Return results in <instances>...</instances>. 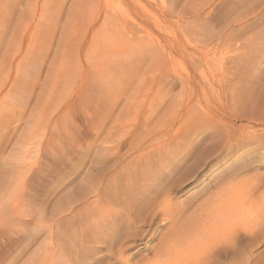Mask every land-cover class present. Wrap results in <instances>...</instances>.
Here are the masks:
<instances>
[{"label":"rangeland","instance_id":"1","mask_svg":"<svg viewBox=\"0 0 264 264\" xmlns=\"http://www.w3.org/2000/svg\"><path fill=\"white\" fill-rule=\"evenodd\" d=\"M179 42L186 50L179 46ZM263 47L264 0H0V264L24 263L27 258L29 260L38 254L37 248L42 242L46 240L50 245L59 239L55 234L66 232L68 220L63 225H53L52 234L45 232L44 225L52 224L49 222L60 203L67 204L70 199L73 202L72 197L80 192L79 185H100L102 202L108 203L110 192L107 190L106 193V189L109 185H141L145 182V185H153L151 180L141 182L140 176L139 180L131 178V161L137 154H130L126 161L119 163L115 152L100 150L113 147V140L122 136L119 133L126 135L127 129L133 132L146 118L144 114L151 110L150 107L193 104L199 108L206 104L204 96L195 95L188 87H181L176 69L180 75L191 74L194 83L190 88L197 90L195 83L202 81L197 64L208 76L211 69L218 71L216 73H227L239 66L238 69L243 71L246 67L244 70L247 71V66L238 63L244 62L245 56L264 58ZM145 58L148 60L146 63L143 61ZM203 58L204 63L210 61V71L202 65ZM127 63L133 67L128 65L132 72L128 69L125 74ZM139 63L141 67H138ZM132 68L139 69V73ZM133 70L139 75L136 76ZM116 77L119 79L115 80ZM216 79L213 81L215 89H225L222 92L227 104V97L232 93L230 83L225 80L220 86ZM104 83L108 85L107 89L103 87ZM199 99L198 104L196 100ZM174 156L176 158L177 155ZM137 166L138 162L134 161V167ZM249 169L244 166L238 176H228L227 188L233 185L250 189L252 186L260 187L258 193L262 194L263 175L258 177V172ZM175 174L181 173L177 171ZM209 174L204 172L198 180L185 182L174 195L176 197H171L169 202L163 198L166 204L161 203L164 201L162 198L156 203H160L161 208L163 204L166 207L154 217H157L155 226L159 227L168 243H173L180 235V230L186 227L184 222H188L190 217L198 219V213H203L204 207L211 205L207 202L210 194L202 191L208 187L209 180L216 178ZM259 179L263 183H258ZM169 180L171 184L168 185L179 184L176 176ZM5 197L10 198L7 201ZM261 197L264 198V193ZM12 199L20 201L18 210L8 204L13 202ZM78 203L80 205L81 201ZM103 203L102 208L106 210L108 204ZM81 212L77 218L80 222L83 215L91 216L93 213L90 210ZM40 220L43 225L38 226ZM259 223L258 228L262 231L264 222ZM89 228L87 224L85 235L90 240L85 241L92 242V245H86L100 247L101 253L96 258L104 263L154 264L151 251L145 250L142 244L135 247L131 242L133 238H128L127 233H118L108 241V248H103L88 236ZM42 233L46 237L49 235L50 240L48 237L43 239ZM122 240L125 244L120 245ZM249 243H243L238 252L234 249L235 252L222 253L220 259L228 264H241L240 252ZM158 244L159 239H156L151 246ZM205 247L206 252L200 249L202 259L200 257L198 262L205 259L208 252V247ZM251 248L256 257L251 264H264V238ZM120 251H124L123 258ZM12 256L17 258L15 262L11 261ZM73 258L68 260L71 264L77 263Z\"/></svg>","mask_w":264,"mask_h":264},{"label":"bare ground","instance_id":"2","mask_svg":"<svg viewBox=\"0 0 264 264\" xmlns=\"http://www.w3.org/2000/svg\"><path fill=\"white\" fill-rule=\"evenodd\" d=\"M117 22L115 23L117 24ZM106 30L107 29H105L104 31ZM214 37L215 35L213 36V38ZM179 43L181 44V42ZM179 46L184 47V45L182 44ZM181 47L179 48L181 49ZM256 48L255 50L254 49L253 50L256 51L257 50ZM95 54L97 55L98 53L95 52ZM245 57L246 59H244V62L241 60L238 64L240 65L243 64L244 66H247L248 67L247 71L244 70V68H246L244 66H243L244 67L243 71L241 68L238 69L239 67L238 66L236 69L235 67L232 68V71L227 72L226 70L227 73H223L222 70H221L222 73H216L218 71L214 72V69H211V75L208 76L205 74V71L203 70L202 66L198 67L199 64H197L196 68L199 74L201 75V80H202L199 84L195 83V85L197 86V90L190 88L191 86H193L194 77L188 73H186L185 75L182 74L180 75L176 69L175 73L178 75L177 80L181 82V87L183 89L184 87H188V90H191L192 93H194L195 95H197L198 93V96L200 94L201 96H204L203 98L204 101H206V104L203 105L201 104L202 106H199V108L194 107V105L190 103L189 104L192 106H188L187 104L186 106L185 105L182 106L181 104H178V105H170V106L156 105L153 106V108L150 107L151 110L146 111V113L144 114L146 118L138 123L137 127L133 132L131 131L130 133V131L127 129V134H128L127 136L125 131H121L122 133L125 132L126 135L119 133V135L122 136H119L120 138L118 137V139L113 140L112 142L114 144L113 147L102 148L100 150L102 152L104 151L107 153L115 152L117 154L115 156L116 162L119 161V163L126 161L128 155L137 154L131 161V164H133L132 167L133 171L130 174L133 175V177L131 176V178H133V180H136L140 176L141 182L143 181L145 182L146 180L148 181L151 180L152 182L151 184L153 185L150 184L145 185L146 182L145 184L142 183L143 185L142 184L137 185L138 183L136 185H109V187L106 189V193L107 190L110 192L109 194L110 198L107 199L109 200V203L107 201L104 202L103 200L104 203L108 204V207L105 206L106 204L104 205L107 208L106 210H103L102 208L103 192L101 190L100 185H88V184L79 185L80 192H78L76 195L72 197L73 202H70L71 201L70 199V201L67 202V204L60 203L58 206L59 208L58 211L55 212L53 219H51L53 222L48 221L49 223L52 224L47 226V223H45L46 225H44V228H46L45 232L48 234H52L51 228L53 227V225L57 224L58 226L59 224H62L64 221L68 220L69 227L66 229V232L64 233L62 231L60 233L58 232L59 234H55V235H59L60 237L58 236L59 239L56 240V242L50 243L51 246L46 240H45L46 242L45 241L42 242L39 248H37L38 254L36 256L38 257L35 259L33 258L36 256H34L33 258L29 257L31 259L27 260L28 259L27 258L25 260L26 262L24 261V263L22 262L21 264H71L72 262L68 260L71 257H74L76 259L77 263L74 262L75 264H109L107 262L104 263L105 261H103L102 259L96 258L97 255L101 253L100 247H96L94 245H93L94 247L93 246L91 247L86 245V244L90 245L92 243L90 241L89 242L85 241V240H90L85 235L87 224L90 225L88 236L89 237L92 236L94 239L91 240L96 241V243L102 245L103 248H108V241L114 238L118 233L119 234L120 232L127 233L126 236L128 238L131 239L133 238L131 242H134L133 244L135 245V247L137 246L139 247V245L142 244L145 250L151 251L154 258V264H193V263L201 264V262H203L202 264H228V263H224V261L220 259L223 256L221 254L222 253L227 254L229 252H232L234 249L238 252L239 251L238 249L242 247V244L249 241L251 244L249 243V246L246 249L244 247L242 252H240L242 256L241 258L243 260L241 261L238 259V261H241L242 262L241 264L244 263L251 264L255 262L256 257L253 253V249L251 248V245L253 246L257 242H259L260 239L264 238V229L262 231L259 230L260 227L258 225L259 222L262 221L264 222V198L261 197V195L264 192L262 194L258 193L260 187H254V186H252L251 189L245 188L246 186L237 187L238 185L237 186L235 185V187L233 185L231 188L230 187L227 188L226 186L227 184L226 178L228 179V176L230 177L233 176L234 174L238 176L240 169H242V167L244 166H247L250 169H254L256 172H258L256 176L262 177L263 175L264 178V58L262 57L263 58L262 59L261 57L257 58L254 56H250L248 58L247 56ZM146 58L145 60H143L145 63L146 61L148 62ZM152 58L153 56L151 57V59ZM128 60L126 62H128ZM130 60L131 62L133 61L132 57ZM195 60L199 61L197 59ZM237 60L238 58L235 59V61ZM196 61L195 63H197ZM201 61L203 62L204 58ZM167 62L165 63L168 64ZM192 62L194 63V60H192ZM209 62L210 61L208 62L206 61L205 63L203 62L202 64L205 65V68L207 66L208 70L210 69L208 68L210 64ZM123 63L124 62H122V64ZM128 63H127V67L128 65L131 64ZM235 63L236 65H238L237 62ZM136 64L137 62L135 63V65ZM140 65L141 63H139L138 67H141ZM129 68L130 67H128L127 70H125L123 73L126 74V71H128ZM132 69H136L137 73H139L138 72L139 69L138 70L137 68H132ZM130 70L131 69H129V71ZM80 72H82V70ZM137 73L136 76L139 75ZM95 74H93V76ZM67 75L69 74L67 73ZM177 75L175 76L177 77ZM76 76L75 77L72 76V77L76 78ZM118 77H116L115 80ZM215 78H217L216 82L220 84V86L224 84L225 80L230 83L231 86L230 90L232 93H229L231 95L230 97H227L228 99L226 100L227 104L226 102H224L225 101L224 98L226 96L224 97L223 96L224 92H222L223 90L225 91V89L224 88L219 90L215 89L213 83V81H215ZM100 79L101 78H99V80ZM112 79L113 81H115L114 78ZM120 79H123V77ZM104 84L103 87L106 86L107 89L108 85L107 84L104 85ZM110 86H112V84L111 85L109 84V87ZM207 87L210 88V89L208 88L209 91H207ZM247 87L248 89H246ZM211 93L213 96H210ZM113 94L110 93V95ZM191 98L193 97L191 96ZM198 102H200V99L196 100V103ZM196 103L195 106L197 105ZM169 115H171V118L169 117ZM123 136L124 137L127 136V138L126 137L124 138ZM126 146L127 148L125 149ZM174 155H177L176 158H174L175 157ZM219 159H221L220 162ZM231 159H233L232 163L229 162ZM134 161L138 162L137 168L134 167ZM221 162L223 163L225 162V163L224 164L222 163L223 165H221ZM177 171L181 174L176 175L175 173ZM204 172L210 173L209 175H211L212 178L213 176H216V178L214 177L213 179L209 180V183L206 185L208 187L202 190L204 193L207 192L210 194L209 195L210 198L208 197L207 202L210 203L211 205L208 207L207 204L206 205L207 208L204 207L205 208L204 212L198 213L199 215L196 216L198 219L194 217H190L191 215L190 214L189 215L190 218L188 219V222L183 223V225L186 227H184L183 230H180V235L173 240V243L169 242L171 244L170 245L167 242V240L164 239L165 235H163V233L160 232L159 227L155 226L157 224L155 223L157 217L155 218L154 216L158 212L160 213L163 212L162 208L164 207V204L162 205L161 208V204L159 203V205H156V203L159 200H161L160 198L162 199L166 198L165 200L168 201L171 200V197H176L174 195H177L176 192L182 187L183 184H185V182L187 183L190 180L192 181L198 180L202 176V173ZM175 176L178 177L179 184L168 185L171 184L169 183L170 182L169 178ZM132 182L134 183V181ZM260 182H262L261 179H259L258 183ZM160 184H164V185H160ZM220 185L221 187H218ZM231 185L232 184H230V186ZM209 187L211 188V193L209 192L210 190ZM262 187L264 188V186ZM217 188L219 189L215 191V189ZM11 195L15 197L14 194ZM109 196L107 194L106 197ZM5 198H6L5 200H7L8 197ZM17 200H13V202L11 201V203L8 202V204H11L15 210H18L17 206L19 204L17 203L20 202V201L18 202ZM165 200L163 202L161 201L160 202L164 203ZM79 201H81L80 205L78 203ZM77 203L79 206H76ZM157 209H161V210L157 211ZM81 210H86V211L90 210L93 213H91V216L83 215V218L81 219L80 222L79 220L77 221V218L79 217L80 214H82V212H84V211L81 212ZM100 213H104V215H100ZM41 220L43 221L42 218ZM41 220L38 221V223L40 222L38 226L41 224L43 225ZM79 226H81V228ZM41 228H43V226ZM176 233L178 232L176 231ZM44 235L45 234H43V236ZM47 237L50 240L49 235H47ZM47 237L44 236L43 239H47ZM136 238L137 239L139 238V240H135ZM156 239H159V244L157 246H151ZM131 242L129 244H131ZM138 242L140 243L138 244ZM166 242L168 244H166ZM123 243L124 242L122 240V242H120V245ZM123 246L124 245H122V247ZM205 246L208 247L207 249L208 252L205 253L206 256L203 255L205 256V259L203 257L204 260L198 262L199 260L202 259L201 250L202 248L204 250ZM132 249H129V251ZM122 252L124 251H120V253ZM107 255L108 254H106V256ZM119 255L122 257L123 253ZM129 255L132 256L131 253ZM13 257L14 256H12L11 261L15 262V259L17 258H13ZM17 257L19 258V256ZM200 257L201 259H199ZM74 258L73 260H75ZM109 259L110 258H108V260ZM224 260L227 261L228 259L225 258ZM238 261L237 263H239ZM17 264H19L18 261ZM116 264H120V262ZM123 264H125V262Z\"/></svg>","mask_w":264,"mask_h":264}]
</instances>
